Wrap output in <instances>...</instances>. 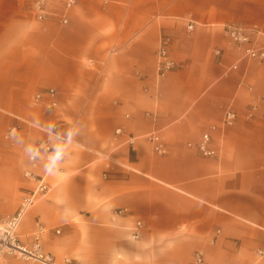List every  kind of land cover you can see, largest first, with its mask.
<instances>
[{"label":"crops","instance_id":"0c3cea01","mask_svg":"<svg viewBox=\"0 0 264 264\" xmlns=\"http://www.w3.org/2000/svg\"><path fill=\"white\" fill-rule=\"evenodd\" d=\"M33 1L0 0V214L31 186V143L52 139L55 122L68 140L19 239L41 227L58 264H189L196 251L198 264H264V60L242 57L223 31L243 24L264 46V0H42L43 19ZM162 36L176 67L159 78ZM227 108L239 116L223 127ZM203 131L214 156L188 146ZM153 132L165 152L153 150Z\"/></svg>","mask_w":264,"mask_h":264},{"label":"built area","instance_id":"2783aa9c","mask_svg":"<svg viewBox=\"0 0 264 264\" xmlns=\"http://www.w3.org/2000/svg\"><path fill=\"white\" fill-rule=\"evenodd\" d=\"M75 0H67L66 5L70 6ZM32 9L36 12L37 18L43 19L45 13L43 10V1L34 0L31 3ZM64 18L62 22H66ZM192 24L189 23L187 28L190 29ZM223 31L226 37L241 49V56L246 58L264 60V46L254 44L252 41V33L256 32L253 29H249L247 26L240 23H226L223 26ZM170 44V38L168 36H162L159 40L156 48L157 57V75L159 78L164 77L170 70L176 67V62L170 58L168 53V47ZM214 54L220 56L221 50L218 48L214 49ZM236 64L232 65L236 68ZM49 100L46 103V107L49 110L55 109L58 105L56 99V91L51 88L47 91ZM41 97L40 93H36L34 96L35 100ZM264 99V96L261 97ZM257 110V104H250L245 112V117L252 119ZM239 113L232 108H227L224 111L221 124L223 127L232 126ZM264 117V114H262ZM60 123L55 122L48 128V133L52 139L39 138L33 141L29 148L28 161L29 167L23 172L31 182V186L27 188L21 195L17 209L13 213L0 214V258L11 255L24 260L29 261H40L45 264H58L50 253L44 251L41 242L42 228L39 227L32 235V241L29 244L23 243L16 234V228L22 218V216L32 208L40 199L46 196L50 191V185L47 182L46 174L48 170L63 156V146L68 140V135L60 131ZM211 128H215L212 125ZM16 131V127H10L6 131V136L12 135ZM120 129L117 128L116 132ZM146 138L152 142L153 150L158 153L165 152V147L161 141V138L157 133H149ZM188 146L196 148V150L203 156H214L217 154L215 148L211 146V135L209 131H203L200 138L195 142H188ZM46 163L48 170H44L42 173L38 172L37 169L42 162ZM125 209H115L112 216L121 215ZM142 222L137 220L135 222L134 232L132 233L133 238L140 236V228ZM58 230H56L57 232ZM202 254L198 251L194 253V261L189 264H198L202 262ZM64 264H81L79 261H73L69 257L64 258Z\"/></svg>","mask_w":264,"mask_h":264},{"label":"clouds","instance_id":"9594fccd","mask_svg":"<svg viewBox=\"0 0 264 264\" xmlns=\"http://www.w3.org/2000/svg\"><path fill=\"white\" fill-rule=\"evenodd\" d=\"M61 159H62V156H61ZM45 170L47 171V170H48V168H47V167H45Z\"/></svg>","mask_w":264,"mask_h":264}]
</instances>
